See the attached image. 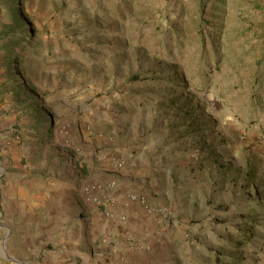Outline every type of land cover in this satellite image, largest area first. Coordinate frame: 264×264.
I'll return each instance as SVG.
<instances>
[{
    "label": "rangeland",
    "instance_id": "1",
    "mask_svg": "<svg viewBox=\"0 0 264 264\" xmlns=\"http://www.w3.org/2000/svg\"><path fill=\"white\" fill-rule=\"evenodd\" d=\"M30 32L0 48V205L131 153L192 264H264V0H0V40Z\"/></svg>",
    "mask_w": 264,
    "mask_h": 264
},
{
    "label": "crops",
    "instance_id": "2",
    "mask_svg": "<svg viewBox=\"0 0 264 264\" xmlns=\"http://www.w3.org/2000/svg\"><path fill=\"white\" fill-rule=\"evenodd\" d=\"M113 155L111 150H103L91 156L86 164L77 161L72 165L73 173L79 169L82 177L76 175L74 181H66L67 187L64 182H49V196H37L40 191L34 180L14 182L13 204L5 208L12 207L15 212L9 215L4 203L0 205V226L5 230V237L17 245L8 249L11 261L17 264H192L185 238L190 229L183 223L187 218L180 217L172 203L173 216L162 226L156 225L155 216L147 214L140 203L141 199L149 207L165 205L155 184L137 182L142 173L137 157L131 159V153H126L124 168L117 171L105 161ZM110 183L114 186H109ZM84 184L100 187L97 204L85 201ZM131 194L136 199L131 200Z\"/></svg>",
    "mask_w": 264,
    "mask_h": 264
},
{
    "label": "built area",
    "instance_id": "3",
    "mask_svg": "<svg viewBox=\"0 0 264 264\" xmlns=\"http://www.w3.org/2000/svg\"><path fill=\"white\" fill-rule=\"evenodd\" d=\"M123 165L124 163L121 160V158H116L111 161V167L117 171L121 170ZM109 186L113 187L114 183H110ZM99 192H100V187L96 185L85 186L82 189V193L85 198V201L91 204H97L99 202V198H98ZM129 198L131 200H134L136 199V196L131 194L129 195ZM140 203L143 205L144 210L147 214L155 216L156 218L155 223L158 226H162L165 220L167 221V219L170 217V214L163 207H149L141 199H140Z\"/></svg>",
    "mask_w": 264,
    "mask_h": 264
},
{
    "label": "trees",
    "instance_id": "4",
    "mask_svg": "<svg viewBox=\"0 0 264 264\" xmlns=\"http://www.w3.org/2000/svg\"><path fill=\"white\" fill-rule=\"evenodd\" d=\"M34 40H35L34 33H31V32L21 34L18 37L9 36L6 40H0V48L5 49V52L7 54L8 61H9V66L15 65L13 64L15 63V60H16V50L15 49L18 48L19 51H21L24 54V51L32 47ZM48 132L50 135L53 132L51 125L48 126ZM252 207H253L252 211H254L256 208L255 203H252ZM218 257L219 256L216 255L215 260L217 264H220V259H218ZM230 264H235V263L231 261Z\"/></svg>",
    "mask_w": 264,
    "mask_h": 264
}]
</instances>
